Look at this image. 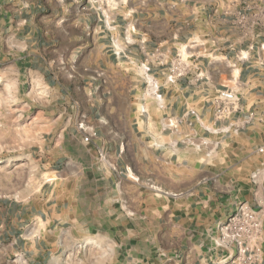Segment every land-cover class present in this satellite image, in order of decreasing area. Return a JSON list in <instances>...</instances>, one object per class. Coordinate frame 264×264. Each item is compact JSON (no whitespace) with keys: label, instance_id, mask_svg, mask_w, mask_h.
<instances>
[{"label":"crops","instance_id":"obj_1","mask_svg":"<svg viewBox=\"0 0 264 264\" xmlns=\"http://www.w3.org/2000/svg\"><path fill=\"white\" fill-rule=\"evenodd\" d=\"M255 3L0 0V37L17 39L31 67L43 66L44 80L97 134L86 145L72 130L68 167L50 172L58 176L50 193L8 205L35 247L58 235L62 245L71 222L78 239L112 241L113 264H223L230 252L214 246L216 227L243 203L262 211L264 264V26L248 32L234 22L245 4L256 12ZM184 50L202 78L164 84L163 69ZM145 77L160 85L162 108ZM221 87L237 92L243 112L257 120L209 134L203 152L176 146V134L161 130L162 118L195 110L213 130L210 91ZM97 147L106 162L98 161Z\"/></svg>","mask_w":264,"mask_h":264},{"label":"rangeland","instance_id":"obj_2","mask_svg":"<svg viewBox=\"0 0 264 264\" xmlns=\"http://www.w3.org/2000/svg\"><path fill=\"white\" fill-rule=\"evenodd\" d=\"M234 22L240 25L237 16ZM185 50L179 53L188 55ZM24 54L11 34L1 35L0 264H113L116 258L113 242L93 237L78 239L74 223L64 226L68 233L63 236L62 245L58 235L56 241L41 240L35 247L28 228L22 232L12 222V209L8 205H29L30 200L49 194L53 181L58 182V176L50 172L68 167L66 152L72 145L69 133L76 131L82 122L79 108L44 80L42 65H37L39 69L32 68ZM165 69L163 82L171 84L165 80ZM180 80L190 82L181 78L175 83ZM194 128L202 133L200 128ZM187 134L182 127L176 141ZM179 145L186 147L178 142L176 146ZM36 248H47L52 254L36 257Z\"/></svg>","mask_w":264,"mask_h":264},{"label":"built area","instance_id":"obj_3","mask_svg":"<svg viewBox=\"0 0 264 264\" xmlns=\"http://www.w3.org/2000/svg\"><path fill=\"white\" fill-rule=\"evenodd\" d=\"M255 1V5L257 6L256 12H252V9L249 7L250 4H245L244 8L238 10L236 13L240 22L239 24L245 25L248 32L258 30L260 25L264 26V0ZM118 55L119 53H115V56ZM242 58L245 57L242 56ZM146 61L147 59L144 60V62ZM147 70L145 68V71ZM181 78L192 81L200 80L202 76L196 58L190 54L183 56L178 52L165 69V80L167 83L172 84ZM145 80L150 94L155 97L158 107L162 108L159 86L147 77H145ZM210 92L212 122L216 125L213 130L203 126L201 115L195 110L185 111L182 115L176 117L164 116L162 118L161 130L163 132L178 135L182 127L187 129L188 134L176 141V145L180 142V144H185L186 147L197 152H203L210 144L208 141L209 134H227L231 130L232 132H238L257 120V115L253 111L249 113L243 112L239 96L234 90L221 87L214 88ZM141 113L145 114L143 108L141 109ZM195 125L200 127L201 134L195 130ZM78 129L82 133L81 140L84 144H91L97 136L94 130L86 128L82 122L78 124ZM96 155L98 161L106 162L107 153L105 149L97 147ZM205 155H210V152H206ZM258 175L259 173L255 172L251 176L254 184H256ZM262 223L263 216L261 209H254L243 203H239L234 207V210L226 219L216 227L217 236L214 246L219 249L226 248L230 252V255L223 264L262 263Z\"/></svg>","mask_w":264,"mask_h":264}]
</instances>
